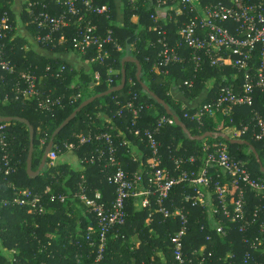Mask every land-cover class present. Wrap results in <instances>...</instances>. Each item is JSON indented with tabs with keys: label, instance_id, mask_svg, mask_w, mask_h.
Instances as JSON below:
<instances>
[{
	"label": "trees",
	"instance_id": "trees-1",
	"mask_svg": "<svg viewBox=\"0 0 264 264\" xmlns=\"http://www.w3.org/2000/svg\"><path fill=\"white\" fill-rule=\"evenodd\" d=\"M11 3L12 0H0V17L7 13L11 25V31L5 40L2 59L9 61L15 68L13 74L5 73L0 69V118L25 119L33 127L32 169L34 171L41 162L53 132L62 122L83 101L119 85L121 60L128 53L140 63V81L156 97L165 102L170 112L184 124L192 136L212 134V137H207L205 140L192 141L175 124L160 129L156 139L159 143L162 169L176 176L174 161L179 159L182 161L181 168L197 177L206 167V157L211 153L213 144H223L232 158L244 164L253 179L264 184V173L259 166L260 162L264 168V139L261 141L254 139V134L258 132L255 126L256 118L264 123V95L260 90L254 89L250 107H232L229 116L222 113L206 115L199 123L190 120L195 108L215 100L222 88L231 87L235 92H239L243 75L230 66L212 68L206 59L200 70L195 72L194 66L189 62L188 49L180 51L184 63L172 64L165 68L155 66L159 60L158 54L164 49L158 43L163 38L161 33L164 32V38L166 33L167 44L174 47L179 41V28L187 21L185 9L178 6L162 17L160 13L156 14L154 0H137L134 5L128 0H123L122 10L119 11L115 0H92L95 6H107L109 13L99 16L88 15L87 21L97 26L101 36H105L110 30L113 40L105 47L109 59L99 64L93 61L98 55L96 47H89L84 53L73 47L72 39L76 36L78 27L74 22L61 33H55L54 45L41 46L35 42L38 33L45 35L47 30H40L36 23H31L32 19L26 10L27 3H35L37 12H41V6L45 5L46 9L43 11L50 17H57L63 9L54 0H25L20 12L21 19L25 23L24 28L36 45L50 51L54 57L46 58L23 51L24 41L16 36L17 16L11 10ZM177 11L182 14L176 16ZM61 35L65 42L59 45ZM64 55L79 56L81 67L76 68L69 64L63 58ZM258 55L257 51L252 62L256 67L260 63ZM47 67H50L49 71L46 70ZM61 67H64L63 71L60 70ZM26 71L35 74L38 86L45 94H49L53 99H61V107L39 110L35 101H22L20 96L15 99L16 83L20 82L19 74ZM125 71L124 89L96 99L77 113L54 139V150L60 149L64 153L66 151L62 149L64 144L73 145L77 159L87 162L95 151L101 148V143L92 141L78 146L76 136L109 132L113 136L115 145L119 146L122 140H126L131 146L136 147V161H133L129 148L121 147L118 150L116 159L121 162L123 170L128 174L139 170L143 173L147 171L150 152L145 143L140 142L131 133L132 119L127 104L132 95L136 94L138 97L136 104L145 106L133 128L141 133L144 130H153L159 118L171 116L152 97L143 92L140 82L136 80L137 66L134 62L126 63ZM96 72L99 74L98 80L94 78ZM109 79L112 81L110 84ZM190 83L191 85L188 86ZM173 89L178 99L173 96ZM77 95L80 97L70 104L68 98ZM183 99L186 105H182ZM198 99L200 101L196 104L195 101ZM120 110L123 112L122 117L117 116ZM99 114L104 115L110 122L101 125ZM186 115L189 117L187 118ZM220 121L224 122L226 129L238 131L246 129L239 140L249 143L254 148L259 162L247 146L231 144L217 136L221 133L217 126ZM0 126L5 127L3 133L6 143L4 148L0 144V247L5 248L7 252L5 257L0 250V264H94L100 247L97 220L94 215L87 212L86 207L74 195L79 192V186L86 182L89 197L99 191L103 202L109 204L114 200V188L108 184L104 162L82 163L77 169H73L60 163L51 166L47 161L40 175L31 179L26 172L30 144L28 127L15 121L0 123ZM245 148L248 153H244ZM191 157L194 158V163L190 162ZM6 162H8L7 166H5ZM6 169L10 170L9 174H5ZM208 171L212 183L204 193L211 194L214 198L212 184L218 182L229 190L233 198L235 191L228 186V176L214 165L208 167ZM47 188H49L48 193ZM193 190L188 183L177 185L171 189L165 203L169 210L185 207L189 211L187 232L183 238L185 256L194 260L196 257L204 258L203 264H264V253L261 248L252 251L249 244L255 236H263L264 240V193L245 191L246 216L251 219L255 215V223L243 234L238 231V224L231 223L222 216L220 207L218 214L213 215L206 206L192 207L190 203H185L184 196L192 195ZM17 191H30L39 196L45 213L33 214L29 212L30 208L13 204ZM58 196L65 198L63 203L59 201ZM50 197L54 199L50 200ZM138 204L137 198L126 201L125 223L107 234L102 260L98 264H176L172 257L170 237L180 229V221L164 220L157 213L149 220L150 210L153 212L155 206L149 210L138 208ZM214 204L218 205L216 200ZM218 226L223 228L225 235L216 232ZM89 228L92 229L90 234ZM87 235L89 240L86 239ZM133 236L139 242L136 249L130 246V238ZM201 247L205 249L200 253ZM247 253L251 256L248 260Z\"/></svg>",
	"mask_w": 264,
	"mask_h": 264
},
{
	"label": "built area",
	"instance_id": "built-area-1",
	"mask_svg": "<svg viewBox=\"0 0 264 264\" xmlns=\"http://www.w3.org/2000/svg\"><path fill=\"white\" fill-rule=\"evenodd\" d=\"M55 3L63 9V12L57 17H50L43 10L45 5L41 6L42 11H36L35 3H27V12L32 19L31 23H36L37 28L46 29L45 35L39 34L35 38V42L41 46H48L55 43V33H61L64 28L69 27L72 22L78 25L76 36L72 39L73 47L84 53L89 47H96L98 55L93 61L103 64L109 59V55L105 49L106 45L112 43L111 31L108 30L105 36L98 33L96 25L87 21L88 15H107L109 9L107 6H95L92 0H54ZM131 5L137 0H128ZM182 7L186 10V22H184L178 31L179 41L174 47L167 44L166 33L161 34L163 38L159 40V44L163 46V50L158 54V62L155 66L165 68L172 64L184 63V58L180 55L182 49L190 51L189 62L194 66V71L200 70L205 62L212 68H224L230 66L238 73L243 75V83L241 90L235 92L233 88H222L218 97L210 103L198 106L195 112L190 116V120L199 122L206 116H213L222 113L225 116L230 115L232 107L252 105V94L255 88L259 89L264 95V0H154V9L157 13L165 10V14L176 7ZM179 11L176 16L181 15ZM171 18V17H170ZM169 18V19H170ZM155 19V18H153ZM10 19L7 13L0 17V69L8 74L15 72L14 66L9 61L3 60V49L8 33L11 31ZM156 21V20H155ZM13 39V38H12ZM165 41V43H164ZM65 42L63 35L59 45ZM131 49V47H130ZM258 51L259 66L254 65L253 59ZM252 63V67L250 66ZM50 67L46 70L49 71ZM61 71L64 67H61ZM20 82L16 83V97H21L22 101H35L39 110H51L53 107H61V99L51 98L49 94H45L38 86L35 74L30 71L21 72L19 74ZM96 80L99 74H94ZM112 81L109 79L108 83ZM187 84V83H185ZM191 83L188 85L190 86ZM80 97L70 96L69 103L75 102ZM138 97L132 95L131 100L127 104L128 113L131 115V133L140 142H144L150 152L147 159V171L142 170L132 174L126 173L120 161L117 158V152L121 147H127L132 153L133 161H136L133 150L136 147L131 146L130 142L122 140L120 145L114 144L113 136L109 132H100L98 134L78 135V146H82L92 141L101 143V148L96 150L91 158L87 161L104 162V168L107 170L108 184L114 188V200L109 204L102 201L101 194L95 192L89 197L86 182L79 186V192L74 195L86 207L87 212L96 217L97 231L99 239L98 255L94 264H98L102 260V252L106 245L107 234L114 231L117 226L125 223L126 213L125 204L130 198H137L139 201L138 208L151 209L155 206V210L148 215L149 220L157 213L164 220L174 219L180 221V229L170 237L171 252L176 264H203L204 258L196 259L187 258L184 254L183 238L187 232L189 211L185 207H176L169 210L165 203L169 198L170 191L173 187L188 183L193 187L192 195H185L184 202L190 203L192 207L197 205L200 207H208L213 215H217L219 208L222 216L231 223L238 224V231L246 233L255 223V215L250 219L246 216L245 191L251 190L256 194L264 193V184L256 181L244 167L240 161L232 158L223 144H213L212 151L206 157L205 166L199 176L195 177L193 173L184 171L181 168L182 161L177 159L174 161L177 175H171L165 169L160 167L161 159L159 155V143L156 136L159 130L166 125H174L172 117L159 118L153 130H144L142 133L135 129L141 112L145 109L143 104H136ZM122 110L117 112L118 117H122ZM188 118L189 115H186ZM256 129L258 132L254 134L256 141L264 139V123L261 119L256 118ZM4 126H0V144L4 148ZM111 130V128H109ZM228 137L239 140L246 129L241 131L235 129H227ZM77 146V147H78ZM74 146L64 144L62 149L73 150ZM62 154L60 149L54 150L53 147L47 156V161L54 166L59 156ZM5 158V157H4ZM80 164L87 163L79 160ZM190 162L194 163V158H190ZM5 163V166H7ZM218 167L223 174L228 176V186L232 187L235 195L232 198L229 190L218 182L212 184L213 190L211 194L206 195L204 190H208L212 181L209 176L208 167ZM10 170L6 169L5 174H9ZM49 192V188L46 189ZM54 197H50V200ZM61 203L64 197L58 196ZM217 201L218 205L214 204ZM19 207L30 208L29 212L42 215L45 208L40 204V198L32 194L30 191H17L12 201ZM4 206L5 203H3ZM89 234L92 229H88ZM216 232L225 235L221 226L216 228ZM262 236V230H260ZM260 236L253 237L249 244L252 251L261 248L264 253V240ZM89 240V235L86 237ZM207 240H209L207 238ZM205 247L200 248V253ZM195 255V254H192ZM232 258V256H230ZM250 254H246V259H250Z\"/></svg>",
	"mask_w": 264,
	"mask_h": 264
},
{
	"label": "water",
	"instance_id": "water-1",
	"mask_svg": "<svg viewBox=\"0 0 264 264\" xmlns=\"http://www.w3.org/2000/svg\"><path fill=\"white\" fill-rule=\"evenodd\" d=\"M128 62H134L137 66V73H136V80L137 82H140L141 87L143 92L147 93L150 97H152L158 104H160L166 111V113L172 117L174 124L178 127H180L184 134L186 135V137L189 140L192 141H202L205 140L207 137H212L211 133H204L200 136H192L189 131L185 128L184 124L176 117L174 116L170 110L169 107L165 104L164 101H162L161 99H159L158 97H156L150 90L149 88L143 84L140 81V76H141V66L140 63L137 60H134L128 53H126L124 55V57L121 60V80L119 85L109 89L108 91L102 93V94H98L88 100L83 101L80 106L68 117L66 118L62 124L53 132L46 148L44 151V154L42 156L41 162L37 168V170H33L32 169V156H33V136H34V129L33 127L29 124V122L25 119H21V118H0V123H10V122H20L25 124L28 127V131H29V138H30V144H29V150H28V155H27V161H26V172L29 176V178L34 179L37 176L40 175V173L44 170L46 163H47V156L49 154V152L51 151L53 145H54V139L56 138V136L62 131V129H64L75 117L76 114L79 113L84 107L88 106L90 103H92L93 101H95L96 99L102 98L104 96L110 95L112 93L115 92H119L121 90L124 89V86L126 84V71H125V64ZM221 138H223L224 140L230 142L231 144H239V145H245L248 147V149L250 151H252L255 155L256 160L259 162V158L257 156V153L255 152L254 148L247 142L241 141V140H235V139H231L229 138L227 135L220 133L219 135ZM259 166H260V170L262 173H264V168L262 167L261 163L259 162Z\"/></svg>",
	"mask_w": 264,
	"mask_h": 264
},
{
	"label": "crops",
	"instance_id": "crops-1",
	"mask_svg": "<svg viewBox=\"0 0 264 264\" xmlns=\"http://www.w3.org/2000/svg\"><path fill=\"white\" fill-rule=\"evenodd\" d=\"M115 2L118 3V0H115ZM24 3H25V0H12V3H11V10L13 12H15L16 16H17V19H16L17 34H16V36L21 37L22 40L24 41L23 51L31 52V53L35 54L36 56H41V57H46V58L54 57V55L50 51H48L46 49H42L38 45H36V43L34 42V39H32V36L25 30V28H24L25 23L22 21L21 16H20V12L22 11V7H23ZM160 15L163 17L165 15V10L160 12ZM63 58H65V60L68 61L69 64H71L72 66H74L76 68L81 67L82 63H81L79 56H77V55H64ZM98 117L101 118V125L108 124V122H110L102 114H99ZM226 134H228V133H226ZM135 150L136 149L133 150V153L137 154ZM56 163H60L62 165H68L70 168H73V169H77L80 166V162L77 159L76 153L73 150L65 151L64 153H62L59 156ZM0 242H1V240H0ZM138 245H139V242L136 239V237L135 236L131 237L130 238V246L133 249H136V248H138ZM0 250L2 251L3 255L5 257H7L6 249L0 247ZM10 252L14 253V251H10Z\"/></svg>",
	"mask_w": 264,
	"mask_h": 264
},
{
	"label": "rangeland",
	"instance_id": "rangeland-1",
	"mask_svg": "<svg viewBox=\"0 0 264 264\" xmlns=\"http://www.w3.org/2000/svg\"><path fill=\"white\" fill-rule=\"evenodd\" d=\"M122 2H123V0H118V7L120 8H118V11L119 10H122ZM133 21H135L136 19H132ZM172 94H173V96L176 98V99H178L179 97H178V95H177V93L175 92V89H173L172 90ZM200 100L198 99V100H196L195 101V103L196 104H198L197 102H199ZM183 103H182V105H186L184 102H185V100L183 99V101H182ZM218 125V128L221 130V133L222 134H225V135H227L226 133H228V130L226 129V127H225V125H224V122L223 123H221V121L220 122H218L217 123ZM228 136V135H227ZM229 138H231V137H229ZM232 139V138H231ZM243 151H244V153H248V150L245 148V149H243Z\"/></svg>",
	"mask_w": 264,
	"mask_h": 264
}]
</instances>
